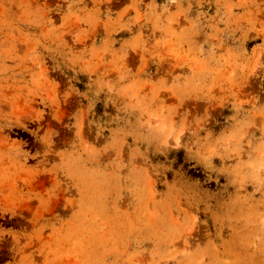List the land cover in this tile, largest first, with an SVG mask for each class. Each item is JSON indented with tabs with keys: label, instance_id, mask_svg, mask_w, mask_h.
<instances>
[{
	"label": "rangeland",
	"instance_id": "obj_1",
	"mask_svg": "<svg viewBox=\"0 0 264 264\" xmlns=\"http://www.w3.org/2000/svg\"><path fill=\"white\" fill-rule=\"evenodd\" d=\"M0 264H264V0H0Z\"/></svg>",
	"mask_w": 264,
	"mask_h": 264
}]
</instances>
